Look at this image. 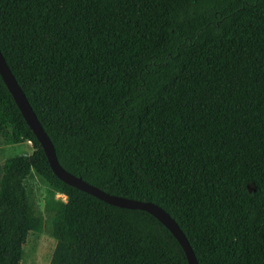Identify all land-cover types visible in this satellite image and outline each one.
Wrapping results in <instances>:
<instances>
[{"label":"trees","instance_id":"1","mask_svg":"<svg viewBox=\"0 0 264 264\" xmlns=\"http://www.w3.org/2000/svg\"><path fill=\"white\" fill-rule=\"evenodd\" d=\"M0 51L65 170L161 206L198 264H264V0H0ZM0 137L32 146L0 163V264L44 226L50 264H188L154 216L53 173L1 75Z\"/></svg>","mask_w":264,"mask_h":264},{"label":"water","instance_id":"2","mask_svg":"<svg viewBox=\"0 0 264 264\" xmlns=\"http://www.w3.org/2000/svg\"><path fill=\"white\" fill-rule=\"evenodd\" d=\"M0 75L6 84L9 92L11 93L17 107L19 108L26 123L36 136L40 145L43 148L49 166L53 173L64 183L75 187L87 194H90L106 203L117 207H123L128 209H139L148 212L159 220L175 237L180 246L182 247L188 264H198L196 256L181 228L176 220L161 206L152 202L137 200L130 197H124L108 193L95 185H92L85 181L81 176L74 175L65 170L59 163L54 145L43 129L40 121L38 120L35 112L33 111L27 97L22 91L21 87L17 83L13 73L8 67L1 51H0Z\"/></svg>","mask_w":264,"mask_h":264},{"label":"rangeland","instance_id":"3","mask_svg":"<svg viewBox=\"0 0 264 264\" xmlns=\"http://www.w3.org/2000/svg\"><path fill=\"white\" fill-rule=\"evenodd\" d=\"M24 153H32V146L28 141L9 144L5 143L0 137V163L8 157ZM25 183L27 188L33 191L36 206L46 218L44 205L45 196L49 188L48 183L35 173L31 174ZM55 198L66 201V196L62 193L57 192ZM54 246L55 239L50 235L47 226H44L41 231H30L23 245V256L20 264H50Z\"/></svg>","mask_w":264,"mask_h":264}]
</instances>
